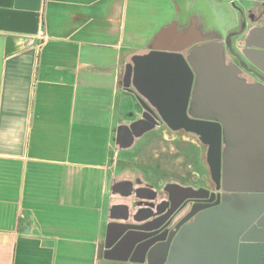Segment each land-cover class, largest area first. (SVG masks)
I'll use <instances>...</instances> for the list:
<instances>
[{"label": "crops", "instance_id": "1", "mask_svg": "<svg viewBox=\"0 0 264 264\" xmlns=\"http://www.w3.org/2000/svg\"><path fill=\"white\" fill-rule=\"evenodd\" d=\"M262 8L250 0H0V264H133L104 256L121 201L113 187L130 177L112 158L154 132L186 131L161 121L119 146L117 129L144 112L124 88L127 64L166 26L159 45L180 48L225 38L244 14L248 34L264 26ZM238 108L228 103L232 123H264V103Z\"/></svg>", "mask_w": 264, "mask_h": 264}, {"label": "water", "instance_id": "2", "mask_svg": "<svg viewBox=\"0 0 264 264\" xmlns=\"http://www.w3.org/2000/svg\"><path fill=\"white\" fill-rule=\"evenodd\" d=\"M250 1L264 7V0ZM243 17L240 29L221 40L186 39L180 48L159 45L169 32L166 26L154 37L149 52L134 55L127 64L124 88L137 93L144 112L142 118L117 129L119 146L131 147L161 121L174 131L193 133L208 146L207 163L217 188L232 193L219 196L215 207L197 213L179 232L157 239L153 246L144 237L132 239L143 229L118 221L122 217L113 212L123 205L115 206L106 235V259L133 264H264V123L247 127L259 131L258 139L233 140V131L247 128L228 116V103L242 105L240 113L255 111L243 109L246 103H264V26L247 34ZM228 55L236 62H228ZM244 71L253 73L254 81L243 76ZM122 183L129 189L124 195L132 194V181L115 184L114 192ZM166 189L172 198L181 194V202L209 192L174 182Z\"/></svg>", "mask_w": 264, "mask_h": 264}, {"label": "flooded vegetation", "instance_id": "3", "mask_svg": "<svg viewBox=\"0 0 264 264\" xmlns=\"http://www.w3.org/2000/svg\"><path fill=\"white\" fill-rule=\"evenodd\" d=\"M258 15L264 16V8L260 10ZM254 17H256V15ZM150 46L151 44L149 45V50ZM227 61L236 62V58L228 55ZM242 75L246 76L250 81H254L253 73L244 71ZM140 118H142V116ZM205 146L208 149V146ZM123 181L133 182L132 194L124 195V193L129 191L128 187H126L128 184L122 183L115 187L121 199L118 205L123 206L116 207L113 214L122 217L118 219V221L127 222L143 229L144 233L134 234L132 235V239L144 237L147 241L146 243L152 246L158 243L157 239L164 237L169 238V236L179 232L182 227L194 220L197 213L215 207L216 202L219 200V196L220 199H222L223 195L232 193L224 190L222 187L217 188L218 184L212 179L210 170L205 183L202 185L185 184L179 181H165L157 185L154 182L141 181L138 177L132 176L120 179L117 183ZM170 182L179 183L184 186H192L196 189L205 188L208 189L209 192L202 191L181 202L180 198L183 197L181 194L176 193L172 198L170 192L166 189V185ZM190 215L191 217L188 218ZM124 217H127V219H123ZM156 231L159 232L154 235Z\"/></svg>", "mask_w": 264, "mask_h": 264}, {"label": "rangeland", "instance_id": "4", "mask_svg": "<svg viewBox=\"0 0 264 264\" xmlns=\"http://www.w3.org/2000/svg\"><path fill=\"white\" fill-rule=\"evenodd\" d=\"M206 151L194 134L168 131L165 136L154 132L140 139L128 153L112 158V162L117 171L141 181L202 185L209 174Z\"/></svg>", "mask_w": 264, "mask_h": 264}, {"label": "built area", "instance_id": "5", "mask_svg": "<svg viewBox=\"0 0 264 264\" xmlns=\"http://www.w3.org/2000/svg\"><path fill=\"white\" fill-rule=\"evenodd\" d=\"M37 37L43 41L48 37L45 19H44V22L42 23V26L40 27V29L37 32Z\"/></svg>", "mask_w": 264, "mask_h": 264}]
</instances>
